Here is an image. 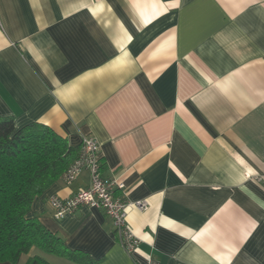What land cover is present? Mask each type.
Instances as JSON below:
<instances>
[{"label": "crops", "instance_id": "1", "mask_svg": "<svg viewBox=\"0 0 264 264\" xmlns=\"http://www.w3.org/2000/svg\"><path fill=\"white\" fill-rule=\"evenodd\" d=\"M0 21V117L92 135L116 194L147 202L130 251L101 208L54 215L88 170L29 216L97 264H264V0H0ZM38 254L73 264H0Z\"/></svg>", "mask_w": 264, "mask_h": 264}, {"label": "trees", "instance_id": "2", "mask_svg": "<svg viewBox=\"0 0 264 264\" xmlns=\"http://www.w3.org/2000/svg\"><path fill=\"white\" fill-rule=\"evenodd\" d=\"M79 149L49 125L31 122L18 128L14 116L0 117V261L17 262L37 248L68 256L73 264H97L69 249L39 217L28 215L34 199L62 177ZM27 264L50 263L38 254Z\"/></svg>", "mask_w": 264, "mask_h": 264}, {"label": "built area", "instance_id": "3", "mask_svg": "<svg viewBox=\"0 0 264 264\" xmlns=\"http://www.w3.org/2000/svg\"><path fill=\"white\" fill-rule=\"evenodd\" d=\"M1 24V21H0ZM84 170L90 173V184L79 188L70 197L64 198L53 195L50 204L57 218H64L77 211L81 206L87 205L103 209L114 222L125 248L130 251L138 243L127 222V210L130 205L145 209V200L128 204L123 196L116 192L125 191L124 182L117 178H105L101 169L100 144L92 135L82 137L79 154L72 164L65 170L62 178L67 184L74 183Z\"/></svg>", "mask_w": 264, "mask_h": 264}]
</instances>
